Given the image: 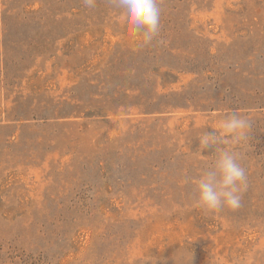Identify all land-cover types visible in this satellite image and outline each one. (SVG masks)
I'll use <instances>...</instances> for the list:
<instances>
[{
    "label": "rangeland",
    "instance_id": "1",
    "mask_svg": "<svg viewBox=\"0 0 264 264\" xmlns=\"http://www.w3.org/2000/svg\"><path fill=\"white\" fill-rule=\"evenodd\" d=\"M0 0V264H264V0ZM234 111L247 189L200 208L198 136Z\"/></svg>",
    "mask_w": 264,
    "mask_h": 264
},
{
    "label": "clouds",
    "instance_id": "2",
    "mask_svg": "<svg viewBox=\"0 0 264 264\" xmlns=\"http://www.w3.org/2000/svg\"><path fill=\"white\" fill-rule=\"evenodd\" d=\"M87 7H95V0H84ZM110 22L124 31L139 46L147 45L158 36L162 9L160 0H109ZM212 131L198 136L200 155L213 148L215 158L209 170L193 181L197 205L205 211L217 212L222 207L236 210L247 189L245 169L239 163L235 146L248 140L251 121L234 111L227 112ZM191 256L188 259L190 264Z\"/></svg>",
    "mask_w": 264,
    "mask_h": 264
}]
</instances>
